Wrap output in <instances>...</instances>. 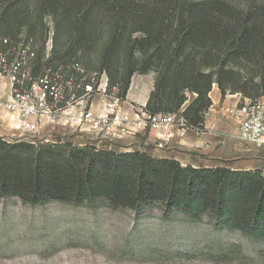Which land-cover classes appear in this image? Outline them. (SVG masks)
I'll list each match as a JSON object with an SVG mask.
<instances>
[{"label": "trees", "instance_id": "obj_1", "mask_svg": "<svg viewBox=\"0 0 264 264\" xmlns=\"http://www.w3.org/2000/svg\"><path fill=\"white\" fill-rule=\"evenodd\" d=\"M0 74L21 92L45 79L58 84L61 108L87 85L94 96L103 75L105 94L121 101L136 75H154L146 110L204 129L214 85L223 97L264 98V3L0 0ZM0 198L209 217L220 230L264 243L262 171L194 167L143 150L0 137Z\"/></svg>", "mask_w": 264, "mask_h": 264}, {"label": "rangeland", "instance_id": "obj_2", "mask_svg": "<svg viewBox=\"0 0 264 264\" xmlns=\"http://www.w3.org/2000/svg\"><path fill=\"white\" fill-rule=\"evenodd\" d=\"M225 1L241 9L264 3V0ZM49 24L52 30V22ZM48 46L51 47V42ZM149 81L146 76L143 87ZM100 83L88 105L94 99L101 100L99 90L107 86L105 75ZM10 85L12 93L14 77L0 74V92H10ZM214 89L221 96V108L244 102L240 94L223 97L217 85ZM0 114L7 115L1 111ZM11 120L16 124L11 116L1 119L7 124ZM57 127H46V130L55 129L59 135L67 133ZM72 131L67 134L71 138L66 137L61 143L78 145L74 141L78 133ZM99 138L105 141L103 146L129 152V141L117 143ZM9 142L19 143L18 134ZM88 144L95 145V142ZM190 155L201 161L211 159L215 167L264 173V148L241 144L235 138L218 145V149L216 146L214 152ZM144 214L114 210L107 204L97 208L58 202L32 206L18 198H0V264H264V243L252 241L239 231L220 230L209 217L191 222L177 214L166 217L158 209Z\"/></svg>", "mask_w": 264, "mask_h": 264}, {"label": "built area", "instance_id": "obj_3", "mask_svg": "<svg viewBox=\"0 0 264 264\" xmlns=\"http://www.w3.org/2000/svg\"><path fill=\"white\" fill-rule=\"evenodd\" d=\"M92 85H87L82 98L74 101L72 97L64 108L59 104L64 101L63 89L47 79L40 84H34L29 91L14 90L11 98L4 106L16 121V129L26 135L35 137L41 130L43 120L53 121L56 116L74 106L84 109L73 118L74 124L80 130L91 132L97 137L113 139L120 136L127 127L138 130H169L165 141L171 140L175 134L185 137L190 132L203 134L205 128L190 127L179 114L152 115L145 107H132L130 111L123 109L121 100L115 97L103 108V112L95 113L88 108L93 98ZM106 93V89L104 94ZM227 114L234 119L237 126L236 139L239 143L256 148H264V98L257 100L244 99V102L227 109Z\"/></svg>", "mask_w": 264, "mask_h": 264}, {"label": "crops", "instance_id": "obj_4", "mask_svg": "<svg viewBox=\"0 0 264 264\" xmlns=\"http://www.w3.org/2000/svg\"><path fill=\"white\" fill-rule=\"evenodd\" d=\"M146 76L134 77L132 81L131 88L127 95L125 101L121 102L123 109L130 111L132 107H146L151 91L154 86V75H147L149 85L143 87ZM105 86L103 89H100L102 93V98L100 101H95V99L88 106L93 112L101 113L103 108L111 99L104 95ZM11 85L10 92L3 91L0 92V111L7 114L2 116L0 114V137H3L5 140L13 141L14 138L19 137V141H29V142H39V141H51L54 143L64 142L66 137L71 138L67 134L70 131H77L78 136L74 139L78 145L84 146L90 141L95 142V145L101 149H112L110 146H103L104 140L97 137L95 134L83 130H77L78 126L74 124L73 118L76 117L82 109L83 106H74L64 113L55 117L53 121L43 120L41 123L40 133L37 135H26L22 131L16 129V124L10 121V124H7L5 121H1L6 116H11L4 104L11 98ZM211 98L213 101V106L206 114L205 118V132L203 134H197L195 132H190L185 137H179L177 133H174L175 136L169 140L165 141L167 133L169 130L155 131V130H138L136 127H127L125 131L120 132V136L109 139L116 141L117 143H125L129 141L128 151L143 150L156 158H168L179 161L183 165H192L194 167H204L210 168L215 167L211 164L212 160L207 159L201 161L196 156L190 155L191 153H204V152H214L216 146L228 142L229 138H235L237 135V126L234 122V119L227 114V109L236 105L237 103L229 106L228 108H221V96L219 91L215 89L211 93ZM227 119L231 121L228 122ZM5 122V123H4ZM58 124L57 126H54ZM62 125V127H60ZM61 128L67 133L59 135L56 133V130L48 131L46 127ZM72 129V130H71ZM72 131V132H74ZM140 141V142H138ZM136 143V145L134 144ZM193 158L194 160L190 159ZM198 159V160H195Z\"/></svg>", "mask_w": 264, "mask_h": 264}]
</instances>
